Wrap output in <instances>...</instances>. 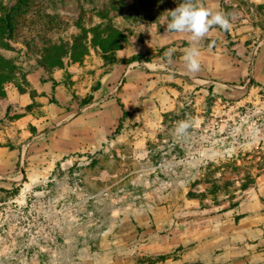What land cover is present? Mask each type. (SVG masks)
<instances>
[{
  "label": "rangeland",
  "instance_id": "obj_1",
  "mask_svg": "<svg viewBox=\"0 0 264 264\" xmlns=\"http://www.w3.org/2000/svg\"><path fill=\"white\" fill-rule=\"evenodd\" d=\"M219 1L231 27L210 29L227 44L180 33L155 49L149 28L160 36L181 0H0V56L16 65L5 89L25 90L37 66L88 89L45 125L77 120L69 144H26L0 177V264H264V44H249L264 36V0ZM108 26L121 44L105 53L93 41ZM244 54L261 57L245 66Z\"/></svg>",
  "mask_w": 264,
  "mask_h": 264
},
{
  "label": "crops",
  "instance_id": "obj_2",
  "mask_svg": "<svg viewBox=\"0 0 264 264\" xmlns=\"http://www.w3.org/2000/svg\"><path fill=\"white\" fill-rule=\"evenodd\" d=\"M206 3L207 8H209L210 11L216 12L219 10V0H206ZM142 29L143 28L138 27L136 33H142V36L146 37V32H142ZM149 29L151 30V33H153V38L159 37L156 40L154 39V43H146L155 44V49L159 46V44L164 43L159 40L166 34H168L170 38V41L166 44H180V42L175 43L178 36H180V33L166 32V26L164 25L160 36H155L156 34H154V32L158 33L159 30V26L157 24H155V27H150ZM132 38L133 40H136L135 36ZM205 39H219L220 41H216L215 44H227V41H225V35L219 28L215 27L209 29V31L205 34ZM248 39V37L240 38V42H237V40L235 44H247ZM193 40L194 41H191L190 44H198L197 39ZM146 44H141L142 49H145ZM249 44H264V36H259L257 40H253ZM251 46L252 45L248 46L245 50L248 52V48ZM124 51L127 52L128 49H125ZM93 53L94 56H96V51H93ZM258 55L259 56L256 57L254 55L251 56V54H244L243 56H240L242 58H238V63L249 66L256 60L257 64L260 60L259 58L261 57V54ZM89 58H91V56H89ZM230 59L233 58L227 56L228 62ZM72 68L73 67L69 68V70L73 71ZM246 71L248 72V68ZM105 78H102L101 81L104 82ZM62 79L63 75L61 71L55 70L52 73H48L45 69L37 66L27 74L28 84L23 85V88L25 89L24 91H20L21 89L14 85H11L10 89L8 88L6 90V97L0 100V177L7 175L16 169L24 155L22 148L26 144L29 145V143L35 142L40 138L56 140L61 143L67 142L65 139L74 138L73 133L75 129V122H77V120H69L65 123L53 125L50 128L45 126L51 124L53 120H57L60 116L62 118L65 116L64 112L68 110L65 109V107H71L74 102L73 93H75V95L79 92L81 95L83 93H88V89L84 88L82 84H80L83 81L77 82L68 89L63 84ZM74 80H76V78H73V81ZM97 99V97H94L93 105L97 102ZM35 103H37L38 106L36 108L31 107ZM28 126L36 128V131L32 133ZM41 126H44L45 128H40ZM16 138L18 139V143L21 145V148L14 149L5 147L6 143H9V141L11 143V141ZM68 144L69 143L67 142V145Z\"/></svg>",
  "mask_w": 264,
  "mask_h": 264
},
{
  "label": "clouds",
  "instance_id": "obj_3",
  "mask_svg": "<svg viewBox=\"0 0 264 264\" xmlns=\"http://www.w3.org/2000/svg\"><path fill=\"white\" fill-rule=\"evenodd\" d=\"M170 18L166 23V32L190 33L193 39L205 36L213 25H218L224 30L231 25L227 16L220 11L212 12L196 3L194 0H181L178 6L169 11ZM167 55H171V51ZM199 51L189 47L183 56V62L191 73L200 69ZM188 127L186 122H180L176 128L177 133H182Z\"/></svg>",
  "mask_w": 264,
  "mask_h": 264
},
{
  "label": "trees",
  "instance_id": "obj_4",
  "mask_svg": "<svg viewBox=\"0 0 264 264\" xmlns=\"http://www.w3.org/2000/svg\"><path fill=\"white\" fill-rule=\"evenodd\" d=\"M101 32L103 34H106V38H101L100 34L96 33L93 41V44H95V46L99 47L105 53L120 50V44H121L120 36L116 30H113L111 29L110 26H108L107 28L103 29ZM75 62H78V60H75ZM52 66L60 67L61 64L53 63ZM15 73H16V65L13 62V60L0 56V100L6 97L5 85L7 83H12L14 81L13 76L15 75ZM20 91H24V90H20ZM119 103H120L119 106L123 110L124 114H123V118L119 122V126L116 129L114 135H118L119 132H121L125 122V118L127 117V112L125 111L124 105L121 104V102ZM249 181L250 182L247 181L242 185L243 190L247 189L250 184L254 183L252 178H249ZM225 187H227V185H225ZM2 192L8 193L6 190H2Z\"/></svg>",
  "mask_w": 264,
  "mask_h": 264
}]
</instances>
